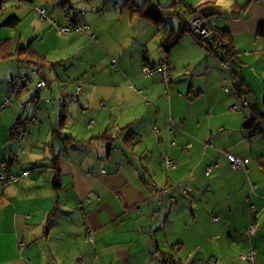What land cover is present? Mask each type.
I'll list each match as a JSON object with an SVG mask.
<instances>
[{
  "label": "crops",
  "instance_id": "crops-1",
  "mask_svg": "<svg viewBox=\"0 0 264 264\" xmlns=\"http://www.w3.org/2000/svg\"><path fill=\"white\" fill-rule=\"evenodd\" d=\"M168 1L157 0L153 6L150 0L149 6L158 12L157 19L150 21L130 16L125 20L124 12L129 14L124 9L119 13L97 9L100 17L85 15L90 30L85 35L73 34L79 36L74 40L70 39L72 35L61 38L46 21L38 19L39 24L35 23L34 7L45 9L52 18L57 16L48 0H15L20 8L11 11L9 17H16L19 23L9 29L18 43L32 41L33 49L45 55L53 66L31 74L30 82L43 81V88L38 92L33 88L23 91L25 106L34 104L32 117H22L13 106L0 119V162L15 157L17 163L11 166L14 173L31 172L27 178L0 187V264H168L172 257L182 264H246L237 256L250 248L256 252L257 264H264L260 261L264 258V187L258 195H253L242 183L232 199L214 203L206 192H199L196 182H189L192 187L185 185L190 188L187 195L177 182V178L195 171L186 168L192 158L201 155L213 162L220 157L214 142L218 143L221 137L214 138V131L226 133V129L223 123L213 128L210 123L214 115L207 120L206 129L200 120L188 122L192 100L207 93L206 88L196 86L192 77L187 78L192 62L189 52L201 48L181 32L176 35L173 29L165 31L160 14L167 13L171 4ZM184 1L192 7L212 6V16L206 20L226 28L235 50H242L245 57L254 60V66L261 68L260 72L258 69L253 72L257 84L260 83V96L264 98V30L257 35L259 26L264 24V0ZM220 11L223 15L215 20ZM187 18L185 14L182 19ZM167 37L172 41L177 39L167 56L171 66L169 88L158 74L150 78L141 75L142 64L165 59L161 43ZM85 39L95 41L90 45L89 55L77 63L64 62L75 59L79 50L75 44ZM69 42L71 51H66ZM150 46L162 55L158 61L148 59ZM71 66L78 71L70 74ZM15 68L5 76V87L0 86V103L8 93L11 75L22 74ZM25 70L22 75L31 72ZM239 72L257 109L247 117L258 116V112H264L263 99L261 103L258 101L251 77L243 70ZM78 79L83 81L82 90L73 97L68 93V84L74 82L75 90ZM210 104L214 106L217 101ZM24 119H29L30 124L27 137L19 146L12 128ZM37 122L39 131H36ZM238 122L245 128V118L240 117ZM143 125L151 133L149 138L142 134ZM127 126L134 133L133 150L125 149L121 142L125 132L119 130ZM154 127L157 131H153ZM261 128L264 130V124ZM103 132L113 139L110 149L105 141L96 139ZM62 135L71 138L63 141ZM154 139L157 143L149 141ZM164 142H169L170 148L169 154L160 155L161 163L164 157L178 161L176 169L166 170L165 178L162 167L152 161L156 148H161ZM237 146L232 143L229 149L233 151ZM185 149L187 154L182 152ZM239 154L242 152L228 155L242 157ZM53 166L60 172V187L52 185ZM208 167L212 172L214 164L205 169ZM246 171L241 173L249 172L251 178L256 168L249 170L247 166ZM217 173L220 174V169ZM140 174L146 182L140 179ZM159 175L165 182L159 184ZM234 177L242 180L239 174ZM209 187L212 189V184L205 189ZM154 188L160 190L161 196H169L155 200ZM257 189L254 185V190ZM171 196L177 197L173 204ZM179 197H186L187 204L176 205ZM252 207L257 211V221L254 219L257 231L250 240L246 229L255 217ZM19 240L23 241L21 249Z\"/></svg>",
  "mask_w": 264,
  "mask_h": 264
},
{
  "label": "rangeland",
  "instance_id": "rangeland-1",
  "mask_svg": "<svg viewBox=\"0 0 264 264\" xmlns=\"http://www.w3.org/2000/svg\"><path fill=\"white\" fill-rule=\"evenodd\" d=\"M70 1L72 2V4L74 6L84 9L86 11V16H88V18L92 15L95 18H99L100 16H97V13H96L97 9L101 10L105 13L106 12L119 13V11L122 9V5H123L125 0H70ZM156 1L157 0H153V2H152L153 6L157 5ZM163 1H166L167 3H169L168 0H163ZM48 2L53 7V1L48 0ZM132 2L136 3L137 5H140V4H143L144 0H132ZM161 2H162V0H161ZM15 3H16L15 0H0V5H1V9H0V42L10 38L14 45L18 41L16 35H14L12 29H9L3 25H4V22L8 19L7 17H9V14H11V11H13V10L17 11L20 8V7L18 8ZM115 6L118 7V10L115 9ZM53 9L55 11V15H57V16H53V18L56 19L57 21H61V17H60L61 14L59 13L60 12L59 9L54 8V7H53ZM5 14H6V16H5ZM108 14H110V13H108ZM222 15H223V12H221V11L218 12L214 16L215 20L219 19V17ZM127 16H129V15H127L124 12V19L127 18ZM183 17H185V15ZM160 18L164 22L163 28L165 29V31L166 30L170 31V29H173L175 31L176 35L180 34V32H181L183 36H189L190 38H192L197 43L199 48H201V51L194 50L193 52H189L192 62H190L191 68H190V71L188 73L187 78L192 77L196 86L206 88L207 93L204 97H202L198 100H196V98H194V99L192 98L193 103L190 104V107L188 109V120H189L188 122L200 120L203 123L204 128L206 129L207 126L209 125L207 120L212 115H214L212 122L210 123L213 126V128H215V127L219 126L221 123H223V124H225V129H226L225 130L226 133L224 131H222L221 133L219 132L216 134V132L214 131V138L217 135L221 137V138H219L218 143L216 141L214 142L215 143L214 149L218 150L220 157L216 158L215 161H213V162L210 161V159L208 157H205L203 159V157H201V155L198 157L192 158L191 162L188 164V166H186V168L189 167L188 168L189 171H191L193 169L195 171L192 173L188 172V175L185 178H181V177L177 178V182L181 183V184H179L180 188H182V187L184 188L185 185L190 186L189 182L194 181L197 184H199L198 185L199 192H201V193L206 192L207 198L209 197L211 202H214L215 200H217L221 203H224L225 198L226 199H232L235 195H237L238 194L237 190L239 191L238 187L241 186L242 183L246 184L247 190L253 191V195H258V193L262 191V187H264V181H263L264 180V132L254 134L250 137V133H247V132H249L247 130V128H242L241 127L242 124H240L238 122L240 117L246 118L249 115L250 107L247 105V103L249 104V100L247 98L248 96L245 93L239 94V93H236L234 91V89L232 87V79L230 77V74H231L230 71L235 70L237 73H239V71L243 70L247 74V77H249V78L251 77L250 79L252 81L253 86L255 87V91H256V95H257L256 97L258 98V101H260V103H261L263 98H261V96H260L261 95L260 83L257 84V80L255 79L254 72H253L254 70H257V69L260 72L261 68L259 66H254V60L251 57H245L242 50L239 52H237L238 50H236L237 53L235 54V56L231 57L230 65H229L230 67H228L226 63L221 61L220 57L215 56L212 52L208 51V49H205V44L200 43L197 40H195L194 37L190 33L181 31V28H180V21L181 20L179 21V18L177 17V15L167 14V13L161 12ZM46 22L48 24H50L49 21H46ZM134 22L136 23L137 19H134ZM35 23L39 24L37 17H36ZM109 24L112 25L111 23H109ZM106 26H107V23H106ZM89 27H90V25H89ZM122 31L123 30H111V32H114V33H120ZM55 33L57 35H59L57 32H55ZM59 36H61V38L64 37V35H59ZM78 37L79 36H76V35L73 36L72 35L70 37V39L75 40ZM259 39H263V38H259ZM26 41H28V40H26ZM26 41L21 40L20 44H26ZM94 42H95L94 40L89 41V39H85L84 41L82 40L80 42H77L75 45H76V49H79V50H77L75 59H70V60L66 59L64 62L67 63L68 61L74 60L77 63L78 61L85 59L91 51L90 45L93 44ZM63 45H64V43H63ZM70 45H71V43L69 42L67 44L68 48L66 49V51H71V48H69ZM206 45H208V44H206ZM173 48H174V46H173ZM151 49H152V46H150V50L147 49L148 55H149L148 59H153L154 61H156L159 57L162 56L161 54L156 53V50L153 51ZM216 50L220 56L224 55L222 50H219V49H216ZM176 52L177 51L174 52V55H176ZM170 53H171V51H170ZM70 54H71V52H70ZM71 57L73 58V54H71ZM159 62L160 61H158L156 63H159ZM15 67H16V65L14 64V62L8 61V62L0 63V86L1 87H5V79L4 78H5V76H7L9 71H11ZM67 68H70V64L67 65ZM57 69L59 71H61L60 68H57ZM18 71L23 74L27 70L18 69ZM77 71H78L77 67L71 66L70 74H74ZM35 82H36V80H32V82H30L28 84L27 90H32ZM68 87H69V88H67L69 91L68 93L70 95H73V93H74L73 92L74 91V82H70L68 84ZM222 87H227L229 92L228 93L224 92ZM27 90H25L24 92L26 93ZM24 92H22L19 95L15 104H13L9 108H7L6 109L7 111L5 110L6 112L5 111H4L5 113L3 112L4 114L3 113L0 114V119L5 114L9 113L13 106L14 107L16 106L18 108L17 114L18 113L22 114L21 115L22 117H32V114L34 111V104L30 105V106H25L26 99L23 98V95L25 94ZM190 99H191V97H190ZM190 99H188V100L190 101ZM215 101H217V104H215L214 106H211L210 103L215 102ZM206 103H208L210 105L206 106ZM41 104L44 105V101L41 102ZM35 126L37 127L36 131H39L41 129L39 126V122H37ZM200 128L203 130V127L200 126ZM142 134H144V136L146 138H149V135L151 133H150L149 129L147 128V126L143 125ZM242 140H243V142H241ZM149 141H154L155 143H157L156 139L149 140ZM17 142L18 141H16V143ZM23 143H19V146H22ZM232 143L239 144V146H237V148H235V150H233V151H231L229 149V147ZM221 144H222V147L219 146ZM168 148H170L169 142H166V144L164 142V144L161 148H156V150H157L156 155L154 156V158H152V161H156V163L162 167V172H163L164 178H165V176H167V175H164L165 172H167V171L164 167L163 162L161 163V158L164 155L169 154ZM162 151H165V152H162ZM182 152H184V154L188 153L186 149ZM239 152H242V154H239V155H241L242 157L247 158L249 160V163H250V165H248L249 170L251 169V167L256 168V171L253 172L251 178H249V172L248 173H245V172L241 173V171L231 170L230 168L225 167V165H224L225 164V158L228 156V154H230V153L234 154V153H239ZM24 153H26V150ZM20 154H21V152H20ZM105 154H106V149H105ZM160 155H162V157H160ZM224 156H226V157H224ZM142 162H144V160ZM210 164H214V168L212 169L210 176L207 177L204 175V170H206L205 168L207 166H209ZM219 169H220V174L217 173V172H219ZM235 174H239L242 177V180H240V179L236 180L234 177ZM188 176H189V178H188ZM27 177H29V176H27ZM27 177H25V178H27ZM163 177L161 175H159V177H158L159 184H161V182H163V181L165 182V179ZM18 181H16V182H18ZM12 183H15V182H12ZM208 184H212V186H213L212 189L210 188L211 186L209 188L205 189L206 185H208ZM254 185H257V188H258L257 190H254ZM190 187H192V185ZM194 187H197V186H194ZM206 190H208V191H206ZM172 193H174V191H172ZM228 193L229 194L231 193V196L228 197L227 196ZM164 195L161 196V194H160L159 196L161 198V197H164ZM168 196L169 195H165V197H168ZM187 201L188 200L186 197H183V198L179 197V201H178V203H176V205H178L180 202H182V203L184 202L185 204H187ZM251 210H252V214L255 216L252 219L253 221L252 220L251 221L255 222L257 211H256V209L254 210L253 208ZM187 213H188V210H187ZM261 219H262V216L258 219V221ZM256 231H257V228H256ZM253 237H254V235L251 236L250 240ZM237 257L239 259V254ZM261 258H262V256H261ZM260 261L262 263H264V258H262V260H260Z\"/></svg>",
  "mask_w": 264,
  "mask_h": 264
},
{
  "label": "built area",
  "instance_id": "built-area-1",
  "mask_svg": "<svg viewBox=\"0 0 264 264\" xmlns=\"http://www.w3.org/2000/svg\"><path fill=\"white\" fill-rule=\"evenodd\" d=\"M53 5L56 8H59L61 11V21H57L52 18L45 9L34 7L33 12L38 17L39 21L45 22L49 21L51 26L56 30L57 33L70 36L73 34H84L89 31L90 27L85 19V11L71 5L66 0H52ZM172 12L180 18V28L182 32L190 33L195 39L203 42L208 39L210 35L211 27L215 26L209 20L203 18L200 14L190 16L186 19L183 18L185 15L184 10L179 7H176ZM114 65V61L111 62ZM35 71L27 72L25 75L19 73H13L9 80V89L7 95L3 98L0 103V114L6 110L9 106L13 105L18 99L19 95L27 89L28 84L30 83L31 74H35ZM158 74L164 83V85L169 88L171 84V69L168 61H161L159 63L147 64L144 63L141 66V75L145 78H150L153 75ZM82 79L75 81V90L73 96H77L82 90ZM45 86L43 81L38 82L34 85L33 90L38 92L41 88ZM224 92L228 93L229 90L227 87H222ZM50 101V100H47ZM30 124L29 119H24L17 123L15 126V139L19 143H23L27 137V126ZM153 131H157L156 127L153 128ZM164 165L167 169H174L178 166V161L171 157H164ZM17 163V159H13L9 162H0V187L4 188L12 182H16L20 179H23L31 175L29 170H23L21 172L14 173L11 170L12 164ZM248 163L247 159L240 158L234 155H228L225 161L226 167L231 170L238 171L245 167ZM211 172V167L206 169V176H209ZM103 173V172H102ZM190 191L188 186H185L183 193L187 194ZM170 200L174 203L175 197H170ZM253 208V207H252ZM248 237L255 235L256 233V223L252 222L246 229ZM19 248L23 247V241L19 240ZM239 259L245 262L246 264H257L256 261V252L253 248H250L247 252L241 253ZM215 260H213L214 262ZM168 264H182L175 257L168 260Z\"/></svg>",
  "mask_w": 264,
  "mask_h": 264
},
{
  "label": "trees",
  "instance_id": "trees-1",
  "mask_svg": "<svg viewBox=\"0 0 264 264\" xmlns=\"http://www.w3.org/2000/svg\"><path fill=\"white\" fill-rule=\"evenodd\" d=\"M66 1L69 2V0H66ZM170 1H171V4L166 9L167 14H174L172 10L175 9L176 7H179L182 10H184V13L187 14L188 17L199 14L198 10L201 8V6H197V7L189 6L184 0H170ZM149 3H150V0H144L143 4L137 5L134 2H132V0H125L122 5V10L124 9V11L128 12L130 18H139V19L146 20V21L157 19L156 13L158 12L157 10L151 8L149 6ZM235 6L236 5H234L233 7ZM0 9H1V6H0ZM18 23H19V20L16 17L12 16V17H9L4 22L3 26H6L7 28H13ZM263 30H264V24L259 26L257 35H261L263 33ZM210 31H211L210 35L208 39H206L205 41L201 42L195 38L194 39L200 43L205 44V49H208V51L212 52L215 56L220 57L221 61L226 63L227 66L230 67L229 66L230 59L231 57L235 56V54L237 53L234 48L233 38L230 32L226 28H220L216 26L211 27ZM176 42H177V39L172 41L167 37L161 43L162 51L163 53H165V59L161 61L169 62V60L167 59V56L170 54V51L173 48V46L176 44ZM206 44H208L209 46ZM216 49L222 50L224 55L220 56ZM8 61L14 62V64L16 65L18 69H31V71L33 70L36 73H40L42 70L53 66V64L48 61L45 55L40 54L39 52L33 49L32 41H29L26 45L20 44L18 42L14 45L11 39H6L4 41H1L0 42V63L8 62ZM170 69H171V66H170ZM230 72H231L230 77L232 79V87L234 91L239 94L245 93L248 96L247 98L249 100V104L247 103V105L250 107V111L255 114L257 112V109H256L254 99H252L251 93L247 85L245 84L244 80L240 76V72L237 73L235 70H231ZM262 82H263V94H264V78ZM262 106L264 107V98L262 101ZM257 115L258 116L250 115L249 117L245 118L244 127L247 128V130H249L250 137L254 134H257L258 132H264V130L261 128L262 124H264V112H260V113L258 112ZM257 119H259L260 121H258ZM17 123L15 124V126L17 125ZM15 126L12 128L13 133L11 132L12 135H14V138H15ZM119 131L125 132L123 139L121 141L125 149L133 150L134 133H132L130 130L128 131V126L126 128H121ZM62 137H63L62 139L63 141L71 138L68 135H62ZM96 139L105 141L107 148L108 149L111 148L113 139L110 136V134L103 132L97 135ZM244 159H247V158H244ZM248 164H249V160H248V163L245 165V167L238 171L247 172L246 170H247ZM53 167L55 169V178L52 182V185L53 187H60V182L58 180V177L60 176V172L58 170V167L56 166H53ZM165 169L173 170V169H167L166 167ZM139 177L142 181L146 182L145 180H143V176L141 174L139 175ZM154 191H155L154 198L155 200H158L160 190L154 188ZM189 192L187 194H189ZM171 203L173 204L172 201Z\"/></svg>",
  "mask_w": 264,
  "mask_h": 264
},
{
  "label": "water",
  "instance_id": "water-1",
  "mask_svg": "<svg viewBox=\"0 0 264 264\" xmlns=\"http://www.w3.org/2000/svg\"><path fill=\"white\" fill-rule=\"evenodd\" d=\"M212 12H213L212 6H204L200 8L198 11V13L205 19L212 16Z\"/></svg>",
  "mask_w": 264,
  "mask_h": 264
},
{
  "label": "clouds",
  "instance_id": "clouds-1",
  "mask_svg": "<svg viewBox=\"0 0 264 264\" xmlns=\"http://www.w3.org/2000/svg\"><path fill=\"white\" fill-rule=\"evenodd\" d=\"M70 3V2H69ZM86 13V12H85Z\"/></svg>",
  "mask_w": 264,
  "mask_h": 264
}]
</instances>
